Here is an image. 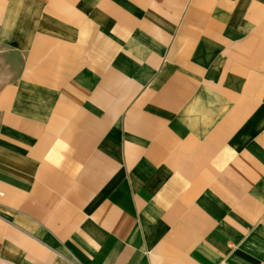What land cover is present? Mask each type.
Instances as JSON below:
<instances>
[{
  "label": "crops",
  "instance_id": "obj_1",
  "mask_svg": "<svg viewBox=\"0 0 264 264\" xmlns=\"http://www.w3.org/2000/svg\"><path fill=\"white\" fill-rule=\"evenodd\" d=\"M264 264V0H0V264Z\"/></svg>",
  "mask_w": 264,
  "mask_h": 264
},
{
  "label": "built area",
  "instance_id": "obj_2",
  "mask_svg": "<svg viewBox=\"0 0 264 264\" xmlns=\"http://www.w3.org/2000/svg\"><path fill=\"white\" fill-rule=\"evenodd\" d=\"M222 264H226V263H222Z\"/></svg>",
  "mask_w": 264,
  "mask_h": 264
}]
</instances>
